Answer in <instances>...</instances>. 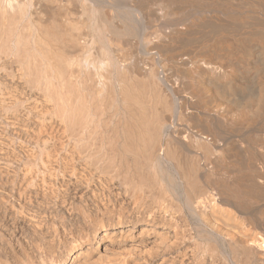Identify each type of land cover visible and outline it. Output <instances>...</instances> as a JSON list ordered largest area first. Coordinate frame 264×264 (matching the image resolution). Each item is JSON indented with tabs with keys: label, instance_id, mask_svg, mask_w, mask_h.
Listing matches in <instances>:
<instances>
[{
	"label": "bare ground",
	"instance_id": "obj_1",
	"mask_svg": "<svg viewBox=\"0 0 264 264\" xmlns=\"http://www.w3.org/2000/svg\"><path fill=\"white\" fill-rule=\"evenodd\" d=\"M217 5L0 0V199L16 193L15 213L28 212L30 233L43 236L38 228L48 224L51 197L60 195L68 211L72 195L84 205L91 198L99 215L85 233L91 244L121 235L141 248L150 245L134 264H264V171L254 155L234 156V133L243 135L252 112L234 104V69L214 61L222 50L216 42L195 54L186 50L180 75L165 74L161 60L172 42L197 33L187 22L193 10ZM217 21L206 22L210 33L234 36V23ZM192 149L201 154L189 160ZM258 205L263 217L253 218ZM194 238L203 250L201 243L190 249ZM72 245L48 260L38 256L36 264H66L78 247Z\"/></svg>",
	"mask_w": 264,
	"mask_h": 264
},
{
	"label": "rangeland",
	"instance_id": "obj_2",
	"mask_svg": "<svg viewBox=\"0 0 264 264\" xmlns=\"http://www.w3.org/2000/svg\"><path fill=\"white\" fill-rule=\"evenodd\" d=\"M214 1H218L220 7L217 5V7H215V8H209V7L196 8L197 11H199V14H197L194 10L192 11L191 14H193V15L190 16V18L188 19L187 22L193 23V27L191 28V30H193L194 32H197V33H193V34L190 33L189 35H186L185 37L183 36L184 40L186 39V41L183 40V43H181L182 41L181 42L177 41V42H172L169 46H167L166 51H164V54L161 58V60L163 61V63L166 65V68H167V71L165 72V74H168L169 72H172L174 70L177 75H180V73H182L184 71L183 67H181V65H179V61L182 59V56H183V58L186 57V55L184 54V53H187L186 50L188 52L192 50L191 51L192 54H195L198 52L199 48L202 45L212 44L213 42H216L221 47L222 50L217 51L216 56H213L212 58L214 59V61H217V62L221 63L222 65H224L227 69H234V74L236 75L235 76L236 79L234 78V82H233L232 86H233L234 93L237 95L236 98H238V96H239V98L234 100V104L238 105L240 102V104H241L240 106L245 107L248 110L252 111V112H250L251 118L246 123L243 124L245 131L243 130L242 132H240L243 135H240L239 133H234V136H239V137H234V147H235L234 148V156L237 158H240L242 156L241 155L242 152H243V155L246 154V155H244V157H246V158H247V156L249 158V155H251V156L254 155L255 158H258V161L254 162L256 167L259 168L260 170L264 171V149H263V147H264V143H263L264 142V140H263V138H264L263 137L264 136V130H263V128H264V79H259V77L261 75L263 76L262 71L264 70V68H263L264 65L261 64L262 56H263V49L259 48V45L261 44L264 48V36L263 35H259V36L258 35H251V33L255 34L254 30L259 29V30L264 31V24H263V22H264V9H262L260 6V4L261 5L264 4V0H240V1L239 0H225V1L224 0L223 1L214 0ZM242 2L245 4L247 3L246 4L247 7ZM201 8H202V10H201ZM214 10L215 11L217 10V11L215 12ZM256 15L263 22H261V21L258 22L257 20L252 21L254 19V17L256 18ZM249 18H251V20ZM209 20H211V21H217L218 20L217 21L218 23H220L221 20H224L225 21L224 23H226V24H230V22H231V24L234 23V36H230V33H227L225 30L223 32L221 31L217 35L210 33V29L207 27V23H206ZM227 20H229L228 23H227ZM251 22H253V24L257 23V26L261 23L262 24H261V26H258V27H256V26L251 27L249 25ZM158 23H159L158 21H157V23H155V28L157 30H158V26H159ZM235 23H238V25ZM239 26L241 29L239 28ZM179 28H181V27H179ZM207 33H208V36H207ZM226 35L228 36V38ZM261 37H262V39H261ZM195 39H197V40H195ZM210 39H211V41H210ZM201 42H202V44H201ZM188 43H189V45H188ZM231 43L232 44L234 43V46H232L229 49V45H231ZM236 43H237V45H236ZM182 44H183V46H180ZM174 46L175 47L179 46L180 48L179 47L175 48ZM190 47H192V49ZM225 48H226V50H225ZM218 55H220V56H218ZM254 55L259 57V58L256 57V59H257L256 61H255ZM258 59L260 60V62ZM252 78H254L255 80H252ZM248 81H250V82H248ZM257 86L261 90L260 91L261 96L256 91L255 87H257ZM173 87H176V86L173 84ZM254 92H255L254 95H256V96L253 95ZM246 93H248V94H246ZM250 93H252V94H250ZM238 94H240V95H238ZM249 94H250V96H249ZM240 97H242L243 99ZM258 98L261 99V106H259V107L257 106ZM239 100H241V101H239ZM235 105H234V110L237 108V106H235ZM256 132H257V134H256ZM250 139H252V140H250ZM235 140L237 143L235 142ZM245 141L247 143H245ZM240 146H242V147H240ZM12 148H14V146ZM15 149H16V145H15ZM191 151H192V153L189 151L186 152L189 160L194 159V158L198 157L199 154H201V152L197 151L196 149H192ZM239 151H240V154H239ZM248 153H249V155H247ZM258 153L260 156L258 155ZM234 166H236L235 163H234ZM7 187L8 186L6 185L4 188L6 189V191L8 190V192H9L10 189H9V187L8 188ZM12 194L15 198L16 193L15 194L12 193ZM3 196L5 197L4 194H0L1 199ZM68 196L70 198L69 200L74 201L73 205L71 207L74 209L68 208L69 209L68 211L65 210V209H67L68 205L65 206L63 203H61L63 199H62V197H60V195H59V198L58 197H56V198L51 197L50 198L49 202L52 203V204L50 203L51 204L50 206L53 205L52 208H48L49 209V210L47 209L48 211L45 209L46 211L43 210L42 212L45 211L44 214H46V212H48V214H46V215L49 216L51 214L52 216H54L53 217L54 219L51 218V220H53V221H51V223H52L51 224L50 223V216L51 215H50L49 217L46 218V219H48V220H46V221H48L47 222L48 224L42 225V228L40 226V229L37 227L38 233L41 230L40 234H43V236L42 235L40 236L42 238L37 236L38 239H37L36 235H33L32 232L30 233L29 228H27L25 226L27 221L28 222L31 221L29 219L30 217L27 218L28 220L26 221L25 217H28L27 216L28 212L26 210H24L23 212L15 213V210H17V209H14V207L16 206L15 204H17L16 201H18L17 197H16L17 200L16 199L14 200V198H9V197L8 198L6 197L5 198L6 200L0 199V203H1L0 205L3 207L2 210L4 209V207H6V210H4L2 212L0 210V264H36L38 262V260H37L38 256L43 255L42 257L48 260V257L50 254L54 253L53 255H57L58 252L62 249V247L65 248V247H68L69 245L71 246L72 244H73L72 246L77 245L78 247L75 248L76 251H73V253L71 255L72 259H67L66 264H98V263L101 264L102 261H103L102 264H120V263L121 264H124V263L125 264H134L132 262L136 263V260H139L140 256L139 257H137V256L140 255V253L144 252L141 255H146L145 253L148 250V248L150 247V245L149 246L148 245L147 246L142 245V248H141V247H139L141 245H136V243L134 244V243L130 242L129 239H126V240L120 239V238H122V237H120L121 235L119 237H117L116 239H109V240L105 239V241H103V242H101V241L97 242L96 241L95 243L91 244L88 241V239H86L84 237L87 234L86 231L89 230V228H90L89 223L94 222L95 224H98L99 219L97 217H99V215L98 216L94 215L95 210H94V208H92V205H91V203L93 201L91 202V198H88V204L89 205L88 204L84 205V204L79 203V201L77 199H75V198L73 199V197L71 198L72 195H68ZM175 196L177 197L178 195L175 194ZM3 202L6 205H3ZM8 202H9V206L7 204ZM121 203H122V201H121ZM60 204H62L63 206ZM29 205H31V203H29V202L26 203L27 207ZM59 206L60 207L62 206V207L60 208ZM29 207H31V206H29ZM52 209H54V210H52ZM63 209L66 212H69V214L66 213ZM253 209L250 210V215L253 218L263 217V214L261 215V213L263 211L262 206L258 205L257 207H255ZM86 211H88L89 213H87ZM10 212H11V215H10ZM49 212H51V213H49ZM2 214L3 215L5 214V217L2 216ZM55 215L57 216V218ZM7 216H8V219H7ZM2 217H4V219H1ZM22 218H23V223H22ZM84 218H86V219H84ZM58 221L60 224L58 223ZM31 223H33V222L31 221ZM19 226H20V228H18ZM52 227H53V229H52ZM47 228H49V230L51 232ZM50 228L52 230H55V231L53 232ZM26 230L28 231V233ZM52 233L54 234V236ZM61 233H62V235H61ZM122 236H124V235H122ZM79 237H81V239H77ZM97 240H100V239H97ZM150 240H152V239H150ZM193 240H195V241H193ZM193 240H190V242H189L190 249L191 248L193 249L198 244L200 245V243H201L200 248L202 250L204 249V245L202 244V241L200 242V240L195 239V238ZM77 241H79V242H77ZM117 241H119L120 243H118ZM116 242H117V244H115ZM122 242H124V243H122ZM94 245H96L97 247ZM106 245H108L110 247L109 249H107L108 251L106 249H104V246H106ZM111 245H112V247H111ZM119 245L120 246L122 245V246L120 247ZM134 245L138 246V247H135L136 248L135 249ZM101 246L103 248H101ZM114 246H116V247H114ZM131 246L134 249H132ZM118 247H120L119 248L120 250H118ZM123 247L125 249H123ZM87 248H89V249H87ZM127 248H128V250H127ZM122 249L125 251H123ZM80 251H81V254H80ZM128 251H129L128 254H130L132 257L127 254ZM136 251H138V252H136ZM219 251L221 252V249H219ZM83 252H84V254H83ZM220 252H219V254H220ZM120 253H122L123 255ZM102 254L104 257L102 256ZM121 255L123 257H121ZM124 255H125V257H124ZM120 257H121V259H123V258L124 259L121 261ZM134 258H136V259L134 260ZM114 261H116V262H114ZM47 263H49V262L47 261ZM235 264H237V263H235ZM238 264H242V261H241V263H238Z\"/></svg>",
	"mask_w": 264,
	"mask_h": 264
}]
</instances>
